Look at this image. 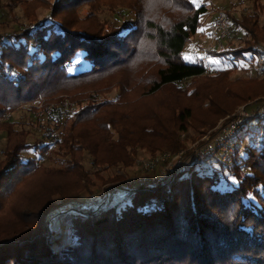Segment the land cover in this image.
I'll list each match as a JSON object with an SVG mask.
<instances>
[{"label":"trees","instance_id":"obj_1","mask_svg":"<svg viewBox=\"0 0 264 264\" xmlns=\"http://www.w3.org/2000/svg\"><path fill=\"white\" fill-rule=\"evenodd\" d=\"M4 1L0 13L22 0ZM38 1L47 14L39 19L38 5L26 6L21 29L0 41V264H264V112L248 117L236 133L229 163L205 160L173 178L170 171L154 188L121 198L111 191L108 205L86 218L66 216L74 245L52 251L43 226L55 198L85 199L97 186L85 158L91 168L107 170L130 167L139 153L180 150L179 135L198 127L203 133L236 106L264 96V67L254 77L229 80L239 63L255 58L252 47L264 43L256 14L228 13V46L208 53L215 74L205 75L197 55L191 64L184 59L207 13L204 0H161L166 11L151 17L137 0L127 8L133 25L94 33L84 24L91 17L75 16L92 0L27 5ZM259 1L252 0L253 11H264ZM239 35L241 45L230 48ZM111 85L118 89L113 100L81 102ZM62 95L74 97L78 108L55 125L61 143L38 164L47 148L27 141L25 123L5 118ZM197 114L208 117L197 123ZM30 149L37 158L25 159ZM50 162L61 164L47 168ZM223 180L229 189L221 191Z\"/></svg>","mask_w":264,"mask_h":264},{"label":"rangeland","instance_id":"obj_2","mask_svg":"<svg viewBox=\"0 0 264 264\" xmlns=\"http://www.w3.org/2000/svg\"><path fill=\"white\" fill-rule=\"evenodd\" d=\"M18 1V0H17ZM29 0H22L19 1L17 6L14 9L8 10L6 12H1L0 13V35L4 33H11V32H16L25 23L24 20V11L25 7L29 6L28 8H31L32 10L34 9L35 5H38L34 10L35 16L37 18H43L47 14V10L44 7V3L42 4L41 2L38 1V3H30V5H27V2ZM47 2H52L53 0H44ZM137 0H92L88 3V5H83L81 8L77 9L75 12V16L79 20H84L86 17H91L92 19L88 20L87 22H84L86 26H88V30L91 32H96L100 28L102 29L103 26L106 29V32H111L115 29L120 28L121 30L124 29L126 26L133 25L134 23V14L132 11L128 10L127 8L136 2ZM203 0H197L195 2L196 5H200ZM193 2V0H192ZM259 2H264V0H260ZM2 3H5L3 0ZM204 5L207 7V13L202 19V29L203 31L200 32V29L198 30L197 34L192 38L191 42L186 46L185 51H184V59L187 63L191 64L194 62V57L197 55L198 58H200L201 53L203 50L208 48L207 52L209 53L210 51H219V50H224L225 47L228 46V40L230 37V21H229V28L221 40L217 39L213 43H210V38H209V22L212 18L213 15L217 13H222L226 16V18L229 20L228 13H232L236 18H238L240 15L244 14H256L257 16V22L260 26L264 27V11L262 12H256L253 11L252 9V0H204L203 1ZM162 1L160 0L157 2V0H144L143 5H145V13L151 17L153 15H158L159 11H166L164 5H162ZM72 17H74L72 15ZM2 25L5 26L4 29L2 28ZM104 31V33H106ZM242 37L239 35V37L235 39H231L232 42L230 44V48H236L241 45L239 42V38ZM220 42H222L220 44ZM254 47H264V43L259 42L255 44L252 48ZM210 48V49H209ZM255 52V51H254ZM256 53V56L253 60L251 61H245L239 63V67L237 71L232 75L231 78H229L230 81L235 80L236 78H247V77H254L258 74V68H263L264 67V57H261L260 55ZM189 54V55H188ZM80 55H78L77 58H80ZM188 55V56H187ZM193 56V57H192ZM261 57V59H260ZM218 60V59H215ZM262 60V62L260 61ZM257 65V66H256ZM232 66L231 63H224L222 64V68H230ZM83 68V66H75L73 67V71H79ZM244 68L245 70H242ZM206 75V74H205ZM184 84V83H183ZM131 89H126V92H130ZM101 92H95L92 94H96L95 96L91 97H82L81 102L86 104L88 101L91 100H98V101H103V100H113L117 94H118V89H116L113 85L107 86L104 89L100 90ZM133 91L130 93L132 94ZM90 94V93H89ZM133 96V95H132ZM84 98V99H83ZM162 101V99H161ZM230 100L227 101L226 104L229 103ZM43 102V103H42ZM163 102V101H162ZM39 103L44 104L46 106L47 104L49 105H59V104H64V103H70L74 107V110H77V100L72 97L71 95H62L57 98L53 99H40L36 101L35 103H32V105H37ZM156 103V101H155ZM165 103V102H164ZM163 103V105H165ZM161 104V103H160ZM30 105H23L20 108L16 109L14 112L8 114L5 118V120H12L13 122L16 123H25L27 127H29L30 130V135L27 138V141L29 143H35L39 140H41V137L43 135V129L40 128L39 126H46V118L42 117L43 120L41 121L37 117V112L34 113V109L29 107ZM264 110V96L257 98L253 100L250 103L247 104H240L239 106L235 107V110L233 113L230 115H226L225 117L217 120L214 124L213 127L211 128H206L204 129L205 131L203 133L201 128H197V131H192L189 130L187 133L179 135L178 139L179 142H183L184 148L177 150V151H164L161 153H158L152 157L145 156L143 153H139L133 158V164L130 167H125L123 165H117L114 167H110L107 170H102L101 168H91L90 166V160L88 158H85L84 161V166L85 168L89 171L91 174L89 176V180L93 183H95V189L90 188L91 194L88 196H95L97 195L101 190L104 191V189H109L112 187H119L124 185V182L128 179L136 178L141 175L142 173V168L137 164V161H146V160H151L154 157H157L161 154L164 153H181L184 152L185 154L190 151L193 147H196V145H199L202 143V141H205L209 136L215 134L222 126L225 124L229 123L233 118H235L239 112L240 109H243L244 112L248 117H251V115H254L255 113L258 112V110ZM260 110V111H261ZM255 111V112H254ZM262 112V111H261ZM259 114H262V113ZM198 115V114H197ZM207 115H198L194 117V121L196 120L197 123H199V120L202 118L207 119ZM198 118V120H197ZM210 118V116H209ZM208 118V119H209ZM258 119V118H256ZM254 120V119H253ZM256 120H254L255 123ZM29 124V125H27ZM197 125V124H196ZM245 125V123H244ZM255 127V126H251ZM253 141V140H252ZM250 144V140L248 141ZM5 145V138L4 135H0V153L1 150L4 148ZM39 155V152H34L32 149L24 151L23 156L25 159L28 158H37ZM61 162H50L46 163L45 165L47 168L49 167H55L60 165ZM98 171V174L94 173ZM94 175V176H92ZM229 182H233V180H228ZM227 180H223L221 182L220 190L224 191L229 189L226 186ZM28 191H31V195L36 194V190L34 188H27ZM86 197L85 199H88ZM32 198H30L31 200ZM85 199H69L65 202H61L58 198H55L54 205L46 211L44 217H43V226L45 227V240L48 243V246L52 251L57 250L58 248L64 249L67 246H72L74 245V242L71 239V229L69 226V222L67 221L66 216H72L71 209L67 206L75 204L72 201H82ZM68 202H71L72 204H67ZM65 204V205H64ZM49 211H54V213L49 215L47 218V222L45 223L46 215ZM58 224L62 228V231L58 234V236L55 238V236L51 233V225L52 224ZM49 236V238H46V236ZM63 238V239H61ZM68 238L69 242L68 244L64 243V239ZM60 239V241H59ZM60 244V246H56L54 244ZM61 245H64L63 247ZM62 247V248H61ZM59 250V249H58ZM57 250V251H58ZM55 251V252H57Z\"/></svg>","mask_w":264,"mask_h":264},{"label":"built area","instance_id":"obj_3","mask_svg":"<svg viewBox=\"0 0 264 264\" xmlns=\"http://www.w3.org/2000/svg\"><path fill=\"white\" fill-rule=\"evenodd\" d=\"M209 38L210 43L217 39L224 38L228 28L229 20L222 13H217L212 16L209 22ZM6 34L0 36V41L4 39ZM208 48L202 51L200 61L203 65V73L206 75L215 74V67L211 64L208 56ZM210 49V48H209ZM258 55L264 57V47H254L253 49ZM260 57V59H261ZM262 62V60H260ZM43 103V102H42ZM39 103L37 105H30L37 112V117L42 121L46 118V126H39L42 128L43 135L41 140L37 141L39 146L47 148V151L37 159V163L41 164L46 161L50 152L54 151L61 143L62 137L55 131V125L71 118L74 113V107L70 103H62L59 105H49ZM261 110V109H260ZM257 114L264 112L263 108ZM41 116L43 118H41ZM248 116L243 109H240L239 114L233 118L229 123L222 126L215 134L209 136L205 141H202L196 147L190 149L188 153H164L151 160L137 161L141 166L142 173L140 176L128 179L124 185L119 187H112L109 189L101 190L97 195L90 196L88 199L82 201H72L67 204H72L67 207L71 209L73 216H81L86 218L87 214L96 213L100 208L108 205L110 200L111 191L114 192L115 198L124 197L131 190L136 188L151 189L163 184L168 172L173 171L171 177L173 178L179 172L186 170L191 165L199 164L205 160H217L222 163H229L234 152L233 138L236 133L244 126ZM65 205V204H64ZM54 213L49 211L46 215L45 223L48 216ZM46 238H49L47 235Z\"/></svg>","mask_w":264,"mask_h":264},{"label":"bare ground","instance_id":"obj_4","mask_svg":"<svg viewBox=\"0 0 264 264\" xmlns=\"http://www.w3.org/2000/svg\"><path fill=\"white\" fill-rule=\"evenodd\" d=\"M62 227V226H61ZM60 227V225H58V224H52L51 225V233L55 236V238L58 236V234L62 231V228ZM61 239H63V238H61ZM59 241H60V239H59ZM64 241V243H66V244H68V242H69V240H68V238H66V239H64L63 240Z\"/></svg>","mask_w":264,"mask_h":264},{"label":"crops","instance_id":"obj_5","mask_svg":"<svg viewBox=\"0 0 264 264\" xmlns=\"http://www.w3.org/2000/svg\"><path fill=\"white\" fill-rule=\"evenodd\" d=\"M201 31H203V29H202V28L200 29V32H201ZM188 55H189V54H188ZM188 55H187V56H188ZM192 57H193V56H192ZM209 60H210V58H209Z\"/></svg>","mask_w":264,"mask_h":264},{"label":"snow or ice","instance_id":"obj_6","mask_svg":"<svg viewBox=\"0 0 264 264\" xmlns=\"http://www.w3.org/2000/svg\"><path fill=\"white\" fill-rule=\"evenodd\" d=\"M197 2V0H193V3Z\"/></svg>","mask_w":264,"mask_h":264}]
</instances>
